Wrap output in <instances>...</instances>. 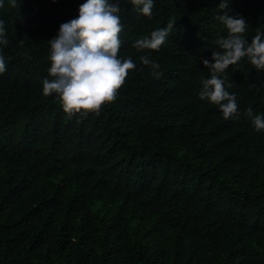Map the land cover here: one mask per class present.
Instances as JSON below:
<instances>
[{
    "label": "trees",
    "instance_id": "16d2710c",
    "mask_svg": "<svg viewBox=\"0 0 264 264\" xmlns=\"http://www.w3.org/2000/svg\"><path fill=\"white\" fill-rule=\"evenodd\" d=\"M84 0H4L0 45V264H264V71L245 57L221 74L239 115L199 90L222 51L221 0L120 5L118 56L131 57L114 101L69 116L42 93L49 41ZM264 31V0H229ZM176 20L158 50L136 39ZM160 65L159 75L140 56ZM51 78V77H49Z\"/></svg>",
    "mask_w": 264,
    "mask_h": 264
},
{
    "label": "clouds",
    "instance_id": "9594fccd",
    "mask_svg": "<svg viewBox=\"0 0 264 264\" xmlns=\"http://www.w3.org/2000/svg\"><path fill=\"white\" fill-rule=\"evenodd\" d=\"M11 2L14 4L15 0ZM131 3L139 13L151 17L154 0H131ZM3 4L4 0H0V7ZM218 8L224 10L217 19L226 26L228 34L217 40L222 51H213L211 61L203 60L211 75L203 80L199 97L217 104L223 117L231 119L239 115L238 101L234 92L226 90L221 74L245 57L257 72L264 71V31L257 28L249 42L243 35L248 23L243 16L229 15V0H221ZM120 11L119 3L113 0H84L78 16L61 23L56 36L48 40L51 64L47 69L49 75L42 80V93L55 94L69 116L98 114L105 103L116 99L129 70L136 67L131 57L118 56L123 29ZM175 23L176 20L170 19L166 26L136 39L133 46L137 50H158ZM3 24L0 20V45L7 44ZM140 61L151 65L153 74L159 75L156 70L160 65L149 54L141 55ZM6 69L5 57L0 54V74ZM246 114L256 131L264 130V113L253 114L248 108Z\"/></svg>",
    "mask_w": 264,
    "mask_h": 264
}]
</instances>
